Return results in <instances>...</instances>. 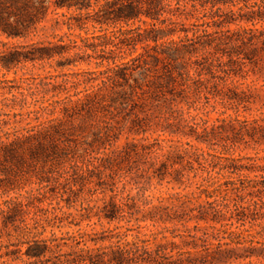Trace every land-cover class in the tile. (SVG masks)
Instances as JSON below:
<instances>
[{"label":"rangeland","instance_id":"1","mask_svg":"<svg viewBox=\"0 0 264 264\" xmlns=\"http://www.w3.org/2000/svg\"><path fill=\"white\" fill-rule=\"evenodd\" d=\"M32 1L36 6L39 3L43 6L40 16L43 20L37 34L26 40H7L0 35V52L5 50V44L48 47L49 43L62 39L65 45L71 42V53L65 58L56 56L35 64L26 63L10 73L0 68V82L15 81L7 87H32L30 91H22L23 97L19 96L17 104L24 110L69 111L63 124L68 148L50 167L35 169L34 173L25 170L21 174L24 176L16 178L9 191L0 192V204L13 198L25 205L22 212L8 215L11 219L8 225L4 224L5 214L0 217V264H115L116 256L122 257L120 264L212 263L207 254L216 251L217 242L209 240L214 233L212 229L204 224L188 223L186 216L180 220L169 211L174 221L163 216L168 212L156 213L165 221L145 222V218L168 195L194 190V186L184 191L170 184L174 177L170 175L175 170L170 166L159 178L151 179V176L164 160L159 158L163 153L161 148H181L191 140L180 135L191 134V128L200 131L204 124L211 127L222 121L224 126L234 123L233 129L211 138V144L222 153L230 152L245 159L243 164L252 169L246 173L247 177L224 183L235 182L239 189L248 187L251 181L259 182V187L264 185V174L254 172L256 166H264V49L260 45L253 55H246L247 50L240 56L231 55L228 38L238 27L225 25L233 13L238 17L248 9L236 6L233 0H159L160 21L164 25L158 28L167 30L169 37L165 41L188 37L183 45L189 46L193 54L178 61L180 65L167 59L155 65L146 55L153 53L154 43L150 42L147 52L145 45H138L137 52L132 53L131 43L123 47L111 37L117 44V49L112 48L116 55L101 54V57L118 60L125 51L127 61L141 54L144 58L139 62L141 68L130 80L133 89L120 88L115 82L99 89L103 78L99 72L103 68L98 69L96 61L87 59L77 48H83L85 42L100 46L104 43L99 40L100 36H114L122 26L124 30L137 27L145 30L152 22L143 17L147 24L132 23L126 27L110 22L109 26L102 27L93 24V20L104 18L96 6L87 15L58 9L55 3L59 0ZM92 3L96 4V0ZM0 5L8 11L15 9L9 0H0ZM141 8L144 11L146 5ZM69 18L73 24L71 32L66 26ZM210 41L222 43L220 55L212 51V55L205 57L203 51L196 52ZM40 83L44 86L37 89ZM4 105L0 98V109ZM256 125L260 129L249 136L247 132ZM93 133L100 138L95 140ZM199 148L207 151L206 146ZM151 151L154 153L147 157L141 155ZM12 168L19 173L17 168ZM176 169L183 170L182 166ZM259 199L264 202L262 188L231 194L232 209L244 217L242 220L246 219L233 223L247 232L244 237L253 240L252 247L256 249L261 248L257 233L262 224L260 219L264 217ZM255 201L259 205L251 207L249 212L234 207L240 202L253 206ZM237 215L235 219L239 218ZM207 239L209 242H205ZM35 241L46 243L50 249L45 258L35 260L26 256ZM247 255L251 252L241 248L237 257ZM226 264H264V259H242Z\"/></svg>","mask_w":264,"mask_h":264},{"label":"trees","instance_id":"2","mask_svg":"<svg viewBox=\"0 0 264 264\" xmlns=\"http://www.w3.org/2000/svg\"><path fill=\"white\" fill-rule=\"evenodd\" d=\"M9 2L15 9L8 11L9 9L6 6L0 5V35L7 40H26L32 34H37L38 26L43 20L40 18L43 14L41 3L36 6V3L32 0H9ZM231 2L236 6L242 5L248 9V12L238 17H235L236 13H233V17H229L225 23V25L238 27L228 38L231 55L240 56L244 50H247L246 55H253L258 52L260 45L263 47L261 49H264V0H233ZM55 4L58 9L75 10L79 13L86 12L87 15H91L90 12H94L96 6L98 13H102L104 18L102 20H93V24L102 27L109 26L110 22L123 24L126 27H129L132 23L147 24L142 19L143 17L152 22L149 24L150 28L145 30L140 27L124 30L125 27L122 26L115 32L117 34L114 36H108L107 34L100 36L99 40L104 41L100 46L86 45L85 42L83 48H77L87 59L95 60L96 63L94 64L98 69L103 68L99 72L103 77L101 85L98 87L99 89L111 82H115L120 88L133 89L132 85H130V80L134 73L141 68L139 62L144 58V55L141 54L127 61L128 57L125 51H122L121 56L117 57L118 60L101 57V54L105 56L116 55L113 49H117V44L112 42L111 37H114L119 45H123V47L126 46L124 44L131 43L134 51L132 53L137 52L138 45H145L144 49L146 51L151 48L150 42L154 43V47L151 48L152 51L154 50V54L148 52L146 55L155 65L163 63L165 59L178 63L181 59L184 61L193 54L190 52L191 48L189 46L183 45V41L188 40V37L179 39V41H165L169 37V35H166L167 30L158 28V25H164V21H160L162 11L159 9V0H96V4H93L92 0H59ZM143 5H146L144 11L141 8ZM68 21L66 26L68 31L71 32L73 28L71 18ZM56 23L59 24L58 22ZM242 24L246 25V27H241L240 25ZM48 45V47H40L36 44L24 47H9L5 44V50L0 52V68L10 73L15 68L26 63L35 64L50 60L56 56L65 58L66 54L71 53V42L65 45L64 41L60 39L58 42L49 43ZM110 45L114 46L110 47ZM123 47L120 49H123ZM221 47V42L210 41L201 46L202 50L196 49V52L203 51V56L207 57L212 55V51H215L218 56L220 55ZM135 63L137 65H134ZM14 82L8 80L0 82V98L6 104L0 109V176L3 177L0 183H4L0 187V192H3L4 189L9 191L15 179L24 176L21 174L25 170L34 173L35 169L43 170L50 167L54 164L53 162L65 154L68 148L65 140L67 132L63 124L69 111H57L46 108L24 110V107L17 104L19 96L23 97L22 91H30L32 87L28 86L26 88L24 85L6 86ZM64 84L67 85V82ZM42 86L44 85L38 84L37 89ZM5 110H9V112L6 113ZM220 123L222 125H218ZM223 123L225 122H218L211 127L204 124L200 131L196 128H191V134L183 133L180 135L182 138L191 140L181 146V148L168 146L160 149V152L163 153L166 150V154H157L159 158L164 160L161 161L160 168L154 169L151 179L159 178L165 174L163 170H167L170 166L171 169H175L174 174L170 175L171 177L174 176L172 181L169 182L170 184L174 183L180 190L184 191L193 186L195 188L189 193H176L163 198L160 202L161 206L153 207L149 217L145 218V222L165 221L163 216L168 218L169 221H174L175 219H170L169 212H172L180 220L182 216H186L188 223L204 224L208 229H212L214 233L209 240L217 242V244L215 245L216 251L207 253L212 261L210 264H226L242 259H264V217L260 219L262 224H260V231L257 233L260 237V241L257 244L261 248L256 249L252 247L254 245L253 240L249 241V237H244L247 232L243 231L241 226L236 227L233 223L235 220L236 222H245L246 219L242 220V216L237 215V210H233L231 207L232 193L237 191L246 192L247 190L259 191L261 188L264 190V185L259 187V182L251 181L248 187L239 189L235 182L228 185L224 183L227 180L245 178L247 177L246 173L251 172L252 169L249 165L243 164L245 159L237 158L230 152L222 153L212 146L211 138L234 127L232 122L229 124L230 126H224ZM236 123L239 124L240 122L236 121ZM6 127L9 129L4 131L3 128ZM259 129L260 127L256 125L247 134L252 136ZM92 136L95 140L100 138L99 134L93 133ZM199 146H206L207 151L199 148ZM153 153L151 151V153H143L141 155L147 157L148 154L151 155ZM139 154V152H136V155ZM176 159L179 161L177 162ZM170 162L172 163L170 164ZM3 163L6 165H3ZM151 165L156 167V163ZM91 166H95L94 162H91ZM176 166H182L183 170L176 169ZM12 167L17 168L19 173ZM32 168L34 170L30 171ZM254 169V172L264 174V166H256ZM27 174L29 175V173ZM190 175H193L192 178ZM159 180L160 182L163 181L161 178ZM193 180L196 181L194 182ZM8 191H5L6 194H9ZM259 200L263 205L261 210L264 212V202L261 199ZM166 204L169 205L165 206ZM258 205L256 201L253 206L240 202L235 204L234 207L249 212L251 207L256 208ZM24 208L25 205L18 202L17 199L5 200L0 204V217L5 214L7 218L4 217L3 219L2 217V219L4 224L8 225L11 222L8 215L14 216L22 212ZM113 208L115 211H119L116 206ZM161 212L168 213L158 217L156 213ZM235 215L239 218L235 219ZM209 240L207 239L205 242H209ZM33 243L27 249L26 256L35 260L45 258L50 251L46 243L38 241ZM247 245L250 248H246ZM241 248L245 252L250 251L251 255L237 257ZM257 251L263 254L256 255L255 253L253 255L252 252ZM122 260L121 256L113 258L115 264H120Z\"/></svg>","mask_w":264,"mask_h":264}]
</instances>
